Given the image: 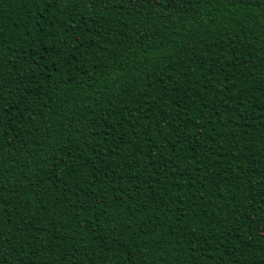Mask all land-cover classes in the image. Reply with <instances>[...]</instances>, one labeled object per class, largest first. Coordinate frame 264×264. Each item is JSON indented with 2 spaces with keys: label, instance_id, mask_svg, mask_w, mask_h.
Listing matches in <instances>:
<instances>
[{
  "label": "trees",
  "instance_id": "obj_1",
  "mask_svg": "<svg viewBox=\"0 0 264 264\" xmlns=\"http://www.w3.org/2000/svg\"><path fill=\"white\" fill-rule=\"evenodd\" d=\"M44 7L0 4L7 264H264V25L249 23L255 7L213 0L209 10L205 0L203 11L143 19L123 0L80 4L66 18ZM125 23L166 37L158 50L171 55L101 88L95 53L115 44L123 54L139 38L122 36ZM233 51L244 56L220 67ZM132 58L114 61L116 71H130ZM145 232L165 246L141 254Z\"/></svg>",
  "mask_w": 264,
  "mask_h": 264
},
{
  "label": "snow or ice",
  "instance_id": "obj_2",
  "mask_svg": "<svg viewBox=\"0 0 264 264\" xmlns=\"http://www.w3.org/2000/svg\"><path fill=\"white\" fill-rule=\"evenodd\" d=\"M111 2L112 0H20V3L23 6L27 7V5L33 4L34 7H37L38 11L41 5L45 6L44 7L45 14L47 13L48 8H51L54 5H58L63 9L62 18L74 17V14L77 11H83V8L77 7L80 4L99 7L101 4H108ZM123 2L128 4L130 8L134 9L137 15L140 16L141 19L144 18L143 13H147L150 10L153 13H156L157 10L164 11L165 15H167L169 12H172L174 15L179 16L181 14L179 6H182L184 11H192L195 9H201V11H203L205 7V0H123ZM233 2L234 0H215V3L223 4L225 7L233 5ZM3 3L4 0H0V4ZM212 5H213V0H207V7L209 10H211ZM235 5L238 8L246 9V11L250 14L253 12V8L255 7V14H254L255 19L249 20V23H254L258 21L261 25H264V0H235ZM194 14L197 16V19L202 20L204 25H208L209 22L215 23L216 20L215 17L210 16L208 20H203L198 13H194ZM101 15H103V13H101ZM133 20H135V17H133ZM40 27H41V31H43V28L45 26L41 24ZM132 27L136 29L135 33L132 30H130L129 25L125 23L122 29V36L126 34L128 37H133L134 35L138 34L139 38L132 39L131 44H129L127 50L123 54L120 52V49L115 44L112 45L111 51L107 45L104 46L102 52L105 53V55H101L100 51H97L95 53L96 59L93 61V64H95L97 61L100 62L101 64L98 73L99 79L100 81H102V83L100 84L101 88H103L105 85L111 87L114 83L118 85L120 80L125 79L128 76H131L132 71L139 69L143 61L155 60L156 57L162 55L163 56L171 55V53H163L158 50L160 45L166 40V37L152 36L150 32L149 37L146 38L144 32L140 31L137 25L133 24ZM53 28H55V25H53ZM174 31H179V29H175ZM197 31L199 32V29H197ZM63 39L64 38L62 37L60 43H63ZM262 40H264V37H262ZM125 42H126L125 39H121L119 41V44L123 46ZM260 46L264 48V43H261ZM49 51H51L52 54H55L56 49H51V50L45 49V52H49ZM129 51L133 54L131 63L127 64V67L128 69H130V71H128L127 73L123 70L116 71L114 67V61L115 64H126L127 63L126 57ZM122 55L125 57V59H117V57H120ZM108 56H111L112 59H108ZM238 56H244V54L238 53L236 51L231 52V54L222 52L220 59L218 61L219 66L223 67L226 62L233 61L234 57H238ZM245 59H247V57H245ZM238 62H239L238 60L235 61V63ZM109 69H112V77H109ZM187 71H191V70L188 69ZM113 77H118L119 80L113 79ZM88 79L89 80L92 79L91 74H89ZM0 95H2V93H0ZM84 95L86 96L87 93H84ZM97 99H99V97H97ZM65 103H67V100L65 101ZM6 110H7V105L3 104V102L0 101V137H4L6 135V130L2 122L3 121L2 114ZM169 119H171V117H169ZM37 127L40 126L37 125ZM84 127L87 129L88 125H84ZM96 127L97 125L95 123H91L92 129H95ZM118 154L119 153H117V155ZM41 159H44V157H41ZM142 167L147 168L148 165H142ZM153 175H155V173H153ZM261 179L264 180V176H262ZM94 192L95 189H93V193ZM4 194H5V189L3 187H0V210H2L4 207ZM116 207L118 208L119 205H117ZM262 227H264V225H262ZM115 230H116V225L113 226L112 231ZM144 238H145L144 243L147 244L148 247H141L139 249L141 254L148 251L152 245H156L157 247L165 246V241L161 240L159 237L156 236H149L148 232L144 233ZM6 242H7L6 240L0 239V250L4 249V244ZM261 251H264V248H261ZM163 255L164 253L161 252V256ZM261 259L264 260V257H261ZM0 260H3V264H7L6 250L0 251ZM131 264H134V260L131 262Z\"/></svg>",
  "mask_w": 264,
  "mask_h": 264
}]
</instances>
